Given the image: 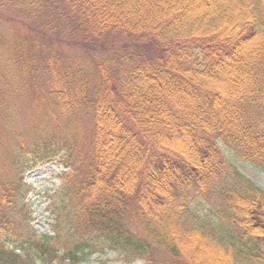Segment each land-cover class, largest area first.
<instances>
[{"label":"trees","instance_id":"16d2710c","mask_svg":"<svg viewBox=\"0 0 264 264\" xmlns=\"http://www.w3.org/2000/svg\"><path fill=\"white\" fill-rule=\"evenodd\" d=\"M0 82L94 123L78 182L66 144L18 164L62 160L53 231L0 179V264H264V189L232 164L264 173V0H0Z\"/></svg>","mask_w":264,"mask_h":264},{"label":"rangeland","instance_id":"374dc122","mask_svg":"<svg viewBox=\"0 0 264 264\" xmlns=\"http://www.w3.org/2000/svg\"><path fill=\"white\" fill-rule=\"evenodd\" d=\"M65 53L73 57L77 51L72 49ZM37 95L34 90L32 92L21 89L16 91L11 86L6 89L0 82V179L16 183L20 178L19 180L26 185L25 196L18 200L17 207L23 205L26 208V211L24 208V214L30 220V231L33 230L35 234L40 235L53 231L55 217L57 218L61 214V205L57 203V195L62 191V173H66L67 170L63 168L62 160L61 162L52 161L40 164L34 162L31 169L23 168V174H21L18 164L22 159L23 161L33 160L31 154L38 150V146L34 143L35 137L38 140H46H43V144L48 142H54L56 146L66 144L74 149L71 160L75 161L77 158L80 160L76 175L73 176V180L78 182L86 171L91 158L90 149L94 123L90 115L83 114L76 125H72L64 133L65 131L50 116V113L47 112L45 116L40 114L41 110H39L38 115H35L38 105L33 100ZM54 149L52 147V150ZM225 155L232 159L231 154L227 151H225ZM232 164L247 178L264 189V173L262 171L236 160L232 161ZM25 234L26 231L21 235ZM10 245L15 246V244ZM209 258L215 259L211 255ZM101 261H106L109 264H125L114 253H108L101 257L94 255L81 264H99Z\"/></svg>","mask_w":264,"mask_h":264}]
</instances>
